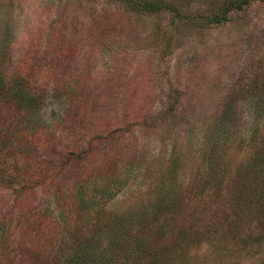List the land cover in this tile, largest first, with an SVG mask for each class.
Wrapping results in <instances>:
<instances>
[{
  "label": "rangeland",
  "instance_id": "1",
  "mask_svg": "<svg viewBox=\"0 0 264 264\" xmlns=\"http://www.w3.org/2000/svg\"><path fill=\"white\" fill-rule=\"evenodd\" d=\"M229 1L0 0V53L9 55L8 72L26 55L42 64L48 58L54 71L37 75L48 80L45 98L9 139L13 146L26 125L30 134L47 133L35 147L39 165L15 153L1 162L11 173L36 166L56 174L49 186L35 181L23 196H16L17 184L0 187V246L8 224L29 219L25 224L34 231L45 215L59 221L62 234L77 226L84 235L98 230V254L107 245L105 225L134 216L144 226L161 218L157 232L163 225L169 235L149 236L167 256H180L171 264H264L258 195L242 206L229 194L233 174L264 159V110L258 109L264 0H248L240 10L228 9ZM58 87L59 97L52 95ZM75 88L80 98L70 115ZM85 95L90 105L79 111L82 119L76 112ZM208 136L217 148L206 163L201 152ZM73 152L78 155L70 161ZM206 167L213 185L196 197L188 177ZM156 196L164 199L157 219L138 218L137 209H149ZM44 229L41 243L53 227ZM149 230L155 227L132 233ZM186 230H194L188 243ZM18 236L9 237V247ZM35 238L32 233L27 242Z\"/></svg>",
  "mask_w": 264,
  "mask_h": 264
},
{
  "label": "trees",
  "instance_id": "2",
  "mask_svg": "<svg viewBox=\"0 0 264 264\" xmlns=\"http://www.w3.org/2000/svg\"><path fill=\"white\" fill-rule=\"evenodd\" d=\"M247 1L248 0H231L228 2L227 7L228 9L240 10L242 4ZM213 20L218 22L220 18H217L216 15ZM65 55L67 56V54ZM26 56V60L22 61L20 66L10 73L8 72L7 65V62H9V55L3 51L0 53V187L14 189L15 184H17L18 186H15L16 196H18L19 192H21L19 194L20 196H23V193H28L32 187L30 184L35 181L42 182L40 184L42 187L47 186V184L49 186L52 181H55L56 175L54 174V171L49 168H46L42 172L36 167L39 165V162L37 161L38 158L35 153V147L39 143V139L48 136L47 133L30 134L29 129H31V126L26 125L21 129L20 135L16 138V143L13 146L9 143L11 131L17 128V122L27 117L29 111L31 112V110L38 108L45 98L44 95L49 85L48 80H40L37 78V75L40 71L49 73L54 72L50 68L51 63L46 64L49 62L48 58H45V64H42L43 62L37 63L32 59L33 57ZM62 58L64 60L66 57ZM62 91L63 88L60 87L59 89L58 87L52 95L59 97ZM74 91L76 92L75 94L70 93L69 95L71 105L68 113H70V115L72 110L74 112L77 110L74 106L75 99H77V97L80 98L78 88H75ZM261 93L262 92H259L257 94ZM263 97H260V104H258L259 110H264ZM81 98L82 102L80 103L76 114L81 115L82 119H84L79 111L89 106L90 101L86 95ZM236 111L237 110H235V113ZM14 113L17 115H23H21L18 121L10 123V116ZM26 121H28L27 118L25 119V122ZM83 122H85V120H83ZM79 126L81 127V125ZM4 127L6 128V131H4ZM229 132H236V128ZM96 140H99V137L94 139V147L96 146ZM215 144L217 143L213 142V140L210 139V136H208L201 152V158L204 162H211L209 154L212 156V153L217 148ZM28 150H30V153L26 152ZM75 152H73L72 157L69 158L70 161L75 160V156L78 155ZM83 152L84 151H82V153ZM12 153L20 156L22 155L21 158L25 157V160H30L32 164L36 165L35 168L33 166L30 168L36 170L26 169L23 174L19 172H9L8 168L1 162V160L5 157L11 156ZM31 153L33 154L31 155ZM63 158L64 157L62 156V159ZM255 162L256 163L247 170L248 172H243V174H233V183L230 185V189L232 190H230L229 194L234 198L236 203L242 206L245 204V198L250 194L253 193L254 195H258L257 203L260 205L258 204L257 211L264 212V159H260L258 156ZM98 171H100V169ZM208 171H210L208 167L200 171L194 170L191 172L192 175L190 173L188 177L189 185L196 197H202L213 185L212 183L214 179L211 172L208 174ZM217 177H219V174ZM176 190H178V188H176ZM163 202L164 199L157 198L156 196L153 204L150 205V210L144 208L141 211L137 209V214L140 213L138 218L146 219L148 216H151L154 218L153 220H156V215L161 211V209L159 210V205ZM174 212L175 210L172 211V214ZM72 216L73 210L71 212V217ZM161 216L162 215L160 214V217ZM133 218L135 217L133 216ZM133 218L131 221H124L122 216H120L115 221H111L105 225L108 234L106 239L107 245L102 248L98 254L96 251L97 248H99L100 243L98 242L97 247V242L94 244L95 247L93 246L94 239L99 233L96 229H93L91 233L84 235L80 231V226H77L76 229L74 228L70 230V232L62 234L63 232L62 228L59 226V221H50L45 215L39 218V223H42L40 224L41 227L34 231L32 230L33 228L31 229V225H29L28 228L25 224L28 222L31 223L32 220L29 221V219L24 221L23 224H19L20 221L16 222V225L8 224L6 226L5 240H1L5 241L7 244L5 243L0 246V264H13L15 261L14 257H17L16 259L19 264H26L25 260L29 261L31 264H168L167 262L171 264L172 260L175 261L180 257L175 256L174 254H169L167 256L165 251H163L160 246H156L149 236L156 235V237H161L162 235H169L163 225L159 227L160 231L157 232L155 224L159 221L158 219L161 221V218H158L153 224L147 223L146 226L142 225L139 220L133 221ZM46 225H48L49 228L53 227V229L47 232L44 243H41L39 242L40 233L44 232ZM8 226H10V228ZM134 227L137 229H141L142 227H148V229L155 227V232L149 230L147 234L140 233V231L134 234L132 233ZM190 231L193 233L194 230H186V234L184 233L185 237L183 238V241L187 239L186 243L189 242L188 239H191V235L189 234ZM14 232L19 235L17 243L13 247H9L8 239L14 234ZM57 232H59L60 235L58 240L56 239V235H58ZM32 233L36 235L33 245L27 242V237ZM98 237L102 238L101 235ZM47 240L53 243L52 245L55 247L54 250H56V252L54 255L50 251L52 245L45 244ZM64 244L65 246L68 244L67 248H64ZM181 245L182 244H179V246ZM70 248V252H67Z\"/></svg>",
  "mask_w": 264,
  "mask_h": 264
}]
</instances>
